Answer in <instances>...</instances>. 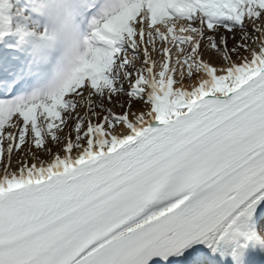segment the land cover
Masks as SVG:
<instances>
[{"label":"snow or ice","instance_id":"1","mask_svg":"<svg viewBox=\"0 0 264 264\" xmlns=\"http://www.w3.org/2000/svg\"><path fill=\"white\" fill-rule=\"evenodd\" d=\"M0 264H264V0H0Z\"/></svg>","mask_w":264,"mask_h":264},{"label":"rangeland","instance_id":"2","mask_svg":"<svg viewBox=\"0 0 264 264\" xmlns=\"http://www.w3.org/2000/svg\"><path fill=\"white\" fill-rule=\"evenodd\" d=\"M231 46V45H230ZM117 111H119V109H117Z\"/></svg>","mask_w":264,"mask_h":264}]
</instances>
